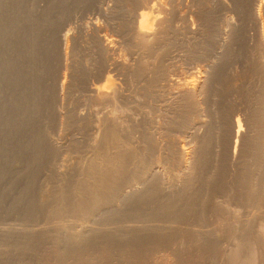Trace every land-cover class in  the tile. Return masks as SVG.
Instances as JSON below:
<instances>
[{
	"label": "bare ground",
	"instance_id": "1",
	"mask_svg": "<svg viewBox=\"0 0 264 264\" xmlns=\"http://www.w3.org/2000/svg\"><path fill=\"white\" fill-rule=\"evenodd\" d=\"M0 1L2 2V0ZM83 1L87 2V0ZM187 1L94 0L93 4L90 5H93L97 12L102 11L103 18L105 17L107 20L113 17V19L120 21L118 23L115 20L116 25H111V32L114 31L117 35H114V37L113 34L115 33L110 34V30L108 31L109 35L106 32L105 25L104 27L98 25V19L96 22L93 20L88 23V32L85 31L82 33L84 29L80 26V28L82 27V31H80L82 33L80 36L82 37L79 35L74 36L80 37V40H78L80 41V46L78 47L81 48L80 50L83 49L86 51L85 54L88 53V56L84 55V57H81L80 55L78 57L75 54L79 59L76 57L73 60L72 57H69L72 56L73 52H71V55H68L66 52L69 49H67V43L70 40L73 43L72 38L68 36L70 28L68 26L71 25H68L69 20L67 22L64 20L65 23L63 25L61 24L60 30H57V27L54 30L55 33H53L49 40L46 39L43 41L40 35L37 34L36 36V32H33L35 34L33 35L32 31L28 30V25H26L24 27L25 29L22 27L23 30L19 31L20 33L18 32L13 43H7L8 47L4 46L5 43L0 45V56L3 59L2 67L4 72L3 76H0V206L5 207L6 211L10 210L14 213L13 210L19 205L16 202L21 199L23 202L24 198H26L27 202L24 204L26 205L27 203V208L29 206L30 210L28 208L27 211L23 212H26V216L28 217L32 216L31 209H34V207L31 206L36 205L35 199H33V193H31L32 188H34V169L39 168V166H48L49 171L53 173L56 181L58 180L59 182L61 180V184H63L59 190L58 188L57 191L55 190L53 199L50 198L53 204H55L54 207H56L52 220L49 218V221H46L48 220L46 216L44 217L46 219L45 221H36L35 223L29 224L25 222L26 224L24 223L22 226L19 223H15V221L0 222L1 241H10L11 239L13 241L10 243L14 245H11L12 247L21 248L22 246L21 249L24 250L26 247L29 249L40 236H45V233L52 232L56 233L55 235H62L63 238L68 236L66 241L65 239L59 241L61 245H64L61 246L59 243L60 247L54 249V251L57 249L59 253L58 258H55V260L57 259V262H55L57 264L65 263L67 257L64 259V256H69L67 254H69L68 249L70 247L72 250L71 248L69 250L75 254L73 257L77 255L76 258H83V255L86 254L84 251L89 249L88 246L92 247L96 240H99V244L103 246L102 249L100 248V251L102 250L103 252V257L100 256L102 261L105 262L104 264H109L113 260H115L114 264H116V259L119 263L121 259H118L119 255L117 256L118 258H114L116 257V254H113L114 250L118 251H114L115 253L119 254L120 252V255L122 254L126 258L128 264H136V262H139L137 264H148V260L146 259L148 256L146 254L152 249L155 250L153 245L157 246L158 244L159 246V243L163 244L166 241L171 243L181 242V244L183 242H187L186 244L194 242L195 244H193L197 246V251L195 250L196 247L192 249L201 258L210 249V244L217 237L218 223L225 221L240 229V231L237 229L233 231L232 235L234 236L236 231L245 232L246 230H252L248 226L254 223L260 216L264 215V140H260L256 144H248L250 146H247L248 149L246 148V157L249 162L245 165L244 171L242 170L244 173L239 172L240 175L238 176L237 182H239L241 192L240 194H236L237 196L235 195L236 192L234 196H229L228 192L226 193L227 195L220 197H216L217 195L212 198L209 197L210 194L217 192L214 189V185L216 184H213L212 181L209 182L210 180L208 182L206 181V183L203 181L205 184L199 182L202 187L207 188L205 190H202V188L193 190V187H191L196 177L201 178L208 173L204 172L200 176H196L195 174H198V168L196 170L194 168L198 166L196 165L192 168V161H196L193 159L194 152L198 148H200L199 157L201 158L205 154H209L206 151H210V145L214 147L213 150L216 152V155L221 154L219 150H217L219 151L217 154L216 149L219 148L222 150L223 148V150L225 149V154L224 151L222 152L224 155L227 154L225 157H227L231 167L234 169L238 167L237 165L240 162L239 155H242L240 154L242 152L241 146L238 143L242 139L243 125L235 114H231L232 118L229 122V127L225 130V132L228 131L225 134L226 136L224 137L223 133L218 129L219 126H217L218 128H214L215 132H213L212 127L221 121L214 124V120L211 123V120L209 121L208 119L211 106H209L210 109L208 110V107H206V97H210V93L208 96L206 94L210 91H208L209 87L207 88L205 85H207L206 81H209L210 77L205 73H209L210 71H204L203 73L205 75L202 73L201 75L203 76L197 77L192 67V71L195 74L190 72V76L184 77L181 73L182 67L177 66L179 63L176 64L178 57L183 59L181 51L186 49V51L190 52L189 49H191L192 45L196 44V40L199 37V31L189 27L188 13L186 12ZM61 2L58 4L60 5ZM105 2L112 3L113 11L109 8V5L107 7L110 10H107V7V9L104 8ZM30 5L33 4L31 3ZM35 5L37 6V2ZM115 9L117 11H114ZM54 10L56 11V7ZM26 11L25 13H27ZM6 12L8 11L6 10ZM22 12L20 13L21 15H23ZM59 13L61 14V12ZM20 14L10 17L7 22L9 24H11L10 20H12V23L13 21L18 22ZM33 15H26L25 22L31 20ZM50 17L53 18L52 16ZM22 19L20 20L22 21ZM77 19L80 20L79 17ZM33 21L36 26L40 25L37 19H33ZM52 22L51 20L49 27L54 26L56 28V25L54 22L52 25ZM87 22L85 21V23ZM75 24L78 25V22H75ZM75 24L71 29H75L76 31L78 26ZM82 25L85 24L83 23ZM1 27L0 39L2 38L4 42L5 39L2 37L1 31L3 30H1ZM85 28L87 29V27ZM80 32L79 34H81ZM71 35L73 36V32ZM54 37H56V43L54 42ZM48 41L49 44L47 45L46 43ZM57 43L59 49H61V45L66 46L62 47L65 48L64 52H61L62 49H58L61 52L58 60L59 68L62 71L69 70L71 72L75 68V78H71L74 83H71L82 93L79 95L80 98L77 95L79 98L78 101L76 100L79 103L78 110L73 108L76 107L75 100H70L71 104L74 102L73 107H70L71 104L66 101L70 96L72 97V95L66 97V93H70L72 90L70 88L71 90L69 91V85L71 84L65 83L64 80L59 83L57 75V83H55L56 81L53 82L54 84L51 83L53 84L51 85V92L50 90L48 91L51 94L48 95L46 87L44 90L46 96L42 93V77L45 76L44 74L48 72L47 70L49 68L46 59L50 58L51 60L55 52L53 49L55 50ZM262 44L264 43L262 42ZM221 45L219 44L218 46L219 51L223 47ZM261 46L264 47L263 45ZM76 49L78 48L76 47ZM70 50L73 51L71 48ZM76 51L74 52L76 53ZM68 53L70 54V52ZM260 56L264 58V49ZM187 57L190 56L187 54ZM54 58H56L55 53ZM2 67L0 70H2ZM58 75L61 74L59 73ZM68 77L71 76H67V79ZM62 79L64 78L62 77ZM215 81L213 82L216 83ZM212 88H209V90H212ZM74 91L77 92L76 89ZM212 92L214 93L215 91ZM74 94L73 96L75 97L73 98L78 99ZM210 95L212 96V94ZM48 96H51L50 100ZM55 102L57 105L56 110L52 112L53 116L48 114L49 117H53V120L51 119L53 122L49 118L47 122L48 124L51 122L50 126L53 124L52 128L46 123V126L48 125L51 130L47 129L45 122H43L44 120L42 122L45 127H41V122L39 121L40 116L38 115L44 108L45 111L47 109V112L49 107L50 110L53 109L52 107H54ZM51 103H53V106ZM218 115L222 114L219 113ZM218 115L216 116L218 117ZM221 119L222 116L220 117ZM45 120L47 121V119ZM211 125L213 126L211 127ZM222 130L224 129L222 128ZM81 143H85L83 146L87 145L90 148L89 150H92L90 152H95V158L92 154L91 157L94 160L90 159V162H93L88 165L91 166H86L89 167L88 171L85 172L86 182L83 181L80 185H76L78 180L75 183L76 188L73 187L74 184L71 185L73 188H70L69 185L64 184L65 182L63 183V179L66 177L65 175L71 171L68 170L69 159L66 156L67 154L71 155L68 153V150L71 149H69L70 146L75 148L73 150H76L78 144ZM69 155L68 157H70ZM212 155H214V152ZM199 157L196 156L195 158ZM218 159L221 160L224 158H221L220 155ZM22 161H25L24 165H26L24 170L21 169ZM69 167L71 168V166ZM199 167L201 166L199 165ZM233 168L232 171L234 173ZM208 175L210 176L211 173H208ZM214 176L215 174L209 178L213 179L212 177ZM20 179H24L25 187L22 186L24 190H21L16 197H12L11 192L19 187ZM205 179H207L206 176ZM226 198L231 201L230 207H235L236 210L224 209L221 199ZM70 212L74 214V217L73 215L71 217L69 214V218L75 219L71 220L73 222H66L64 218ZM69 218L67 219L70 220ZM49 223L51 224L49 225ZM96 232L100 234L95 235ZM14 233H16L15 236H10L14 235ZM56 239L54 240L56 241ZM6 242L9 243L8 241ZM66 245H68L67 250L65 249L66 247L63 248ZM95 245L101 247L97 243ZM158 246L156 248L160 250L159 247L161 245ZM4 247L6 248V245ZM150 247H152L151 250H149ZM174 247V250L177 249L176 245ZM5 248L3 249L5 250ZM189 248L191 249V247ZM18 249L16 248V250ZM161 249L165 250V247H161ZM7 250L9 253L8 247ZM168 250L170 252L171 249ZM238 250L237 248H230L225 255V263L223 264H241L238 261L240 251ZM122 251L125 253L123 254ZM87 252L89 253V251ZM102 252L98 253L101 254ZM91 253L94 254L93 252ZM176 254H170V256L173 255L172 258L174 259L170 264H187L185 261V263L183 262L185 258H180L182 254L179 253L180 256H176ZM252 254L254 257V253ZM87 256L89 255L87 254ZM112 258L113 260L110 261ZM122 260L125 262L124 259ZM122 260L120 262H123ZM81 261L83 260L81 259ZM102 261L99 259V262ZM84 262L88 264L86 260ZM93 262L90 264H93ZM250 263L254 264L255 262L251 261ZM77 264L79 263L77 262ZM80 264L82 263L80 262ZM96 264L98 263L96 262Z\"/></svg>",
	"mask_w": 264,
	"mask_h": 264
},
{
	"label": "rangeland",
	"instance_id": "2",
	"mask_svg": "<svg viewBox=\"0 0 264 264\" xmlns=\"http://www.w3.org/2000/svg\"><path fill=\"white\" fill-rule=\"evenodd\" d=\"M36 2H37V6L35 5ZM60 2H61V0H48V1L47 0H35L33 2H32V0H14V1L13 0H2V2L0 1V3H1L0 4V10L2 9L0 11V15H1L0 18L2 17L0 19V27H1V24H2L1 30H3L4 32L3 31H1V32H2V37L5 39L4 42H3V39L2 38L0 39L1 40L0 41V45H3V43H5L4 46H7L8 44L13 43V40L17 37L18 32L19 31H22L23 29H25L24 27H26V25H28L27 28H28V30H31L32 31V34L33 35H35V34H36V36H37V34L40 35V37H41V39L43 41L46 40V39L49 40V38L52 37L53 33H55L54 30L57 29V27H58L57 30H60L61 26L65 23V21L67 22L69 20L68 25L69 24H71V25L68 26V27H70L69 28L70 33L68 31V36H70V38H72L73 43H72L71 40H70L71 42L69 41L70 42V45H69V42L67 43L66 46H67V49L68 48L69 49L66 52H67L68 55H71V52H73L72 53V56H69V57H72L73 60H74V59H76L77 56L79 57L80 55H81V57H84V55L85 56L86 55L88 56V53L85 54L86 51H84L83 49L80 50L81 48L78 47V46H80V41H78V40H80L79 38L82 37L80 35H82L83 32H85V31L88 32L87 30H88V23L89 22H92L93 20H94V22H96V20L98 19L97 20V23H99L98 25H101L103 27L105 25L106 32L107 33H108L109 30H110L109 31L110 34L114 32V31L111 32L112 31L111 25L112 26L113 25H116L115 24V20L116 19H113V17H112V19L111 18H108L107 20H106L105 17L103 18V13H101L102 11L101 12H97L95 10L96 8L93 5H90V4H93L94 0L93 1L92 0L91 1L90 0H87V2L86 1H83V0H67V1L64 0L59 5L58 3H60ZM15 3H17L18 5L15 4ZM31 3L33 5H30ZM71 3H73V4H71ZM82 3H84V4H82ZM5 4H6V6H5ZM10 4H12V5H10ZM64 4H66V5H64ZM111 4L112 3L105 2L104 3V8L107 9L108 8L107 6L109 5V8L112 10L113 6H111ZM186 5H187L186 12L188 13L187 15H188V19H189L188 20L189 27L190 28H193L194 30L199 31V37H198V40H196V44L195 45H192L191 49H189L190 52H188V51H186V49H184V51H186V52L181 51L182 56H183L182 57L183 59H181V57H178L176 59L178 61L176 62V60H175V62H176V64L179 63L177 65L179 67L181 66L183 68V65H184V68L183 69L180 67L181 70H182L181 71L182 76H184V77L185 76L186 77L187 76H190L191 73H194V72L196 73V74L195 73L194 74L197 75V77L198 76L201 77V76H203L205 74H208L209 75V76L208 75L207 76L210 77V79H209V81L207 80L208 82L206 81V84L207 85H205V87H207V88L208 87L209 88H212L213 87V88H212V90L211 89L209 90V88H208V91H210V92H207L206 96H208V94L210 93V94H212V96L214 95L213 96L214 98L210 94H209V96L211 98L210 97H206V107H208L207 109L208 110L210 109L209 106H211V109H213V110H211V109L209 110L210 113L209 112L208 113L210 114L211 117L208 114V119H209V121L211 120V123H213V120H214V124L217 123V122H219V121H221V122L215 124L214 127H212L214 124L211 125L212 131L214 130L213 132H215V129L214 128H216L217 126H219V128L218 127L217 128L223 133V135L225 137L226 136L225 134L228 133V131L225 132V130L228 129L229 122L231 121L232 115H234V114H235V116L238 117V119L240 120L241 124L243 125V132L241 134L242 135V139L238 143V145L241 146V151H242V152H240V154H242V155H239L240 162L237 165L238 167H236L235 169L233 167H231L230 163L227 160V157H225L227 154L224 155L225 154V149L223 150V148H222V150H220L219 148L216 149V151L219 150L221 152V154L219 153L221 155V158H224V159H221V160L218 159V156H220L218 154L219 151H217V154L218 155H216V152L213 150L214 147L212 145H210L211 146L210 147V151H206V153L208 152L209 154H205V156L203 155L204 156L203 158L199 157L200 156V151H199L200 148H198V150L196 149V151L199 152V153H197L195 151L196 153L194 152V157H193V159L196 160V161H192L193 162L192 163V168L195 167L196 165L198 166V167H195L194 168L195 170L198 168V170H197L198 174H195V175L196 176H198V175L200 176L204 172L205 173H207V172L208 173H211V175L209 176L208 173H207L206 175L202 176L201 178L200 177H196V179H194V181L192 182L191 187H193L192 188L193 190L201 189V188H202V190H205L207 188L206 187L205 188L202 187L201 186V183L203 181L206 183V181L208 182L210 180L209 182L212 181L213 184H216V185H214V187H215L214 189H216L215 191H217V192H214L213 194H210L212 196L209 195V197L212 198V197H215L216 195H217L216 197H218V196L220 197V196H223V195H227L226 193H228V192H229L228 193L229 196L230 195L231 196H234V193L235 192H236L235 195L236 194H240V192H241V190H240L241 188L239 186V182H237V181H238V176L240 175V173H244L243 171L245 169V165L249 162V160L246 157L247 149L250 146L248 144H256L260 140H264V113H263L264 112V71H263L264 70V58H262L260 56L261 52L264 49V47L261 46V45L264 46V44H262V42L264 43V0H188L186 2ZM54 6L56 7V11L54 10L55 9ZM17 7H18V10H17ZM89 7L90 8L92 7V9H90ZM109 8L107 10H110ZM19 9H20V11H19ZM24 9H26L27 11L24 10ZM6 10L8 12H6ZM46 10H48V11H46ZM13 11H15L16 13L13 12ZM25 11L27 13H25ZM29 11H31V12H29ZM114 11H117V9H115ZM21 12H22L23 15L20 14ZM33 12H35V13H33ZM59 12H61V14ZM64 12H65L66 15L64 14ZM17 13L20 14L19 15L18 22H14L13 21V23H12V20H10L12 25L9 24V22H7V21H9V18L10 17H13L14 15L18 16ZM44 13H45V15H44ZM91 13H92V15H91ZM100 13L102 14V16H101ZM29 14L31 16L33 14L34 15H33V17H32L31 20H27L25 22V17H26V15L28 16ZM71 14H73V15H71ZM95 14H96V16H95ZM44 16L45 17L47 16V18H45ZM50 16H52L53 18H51ZM92 16H95V17H92ZM78 17L80 18V20H81V18L84 17L83 20H81L82 23H81V21L79 19H77ZM85 18L86 19L88 18V20H86ZM20 19H22L23 23H22V21ZM33 19L34 20L37 19L39 21L40 25L39 26H36L34 24ZM109 19H111L112 21L109 20ZM42 20H44L46 22H44ZM51 20L56 25V28L54 26L49 27L50 26V23H51ZM84 20L85 21H88V22L85 23ZM48 21H49V23H48ZM102 21H103V23H102ZM109 21H110V23H109ZM53 22H52V25H53ZM72 22H73V24H72ZM75 22L76 23L78 22V25H76ZM116 22L120 23V21H117V20H116ZM83 23L86 26L85 25H82ZM41 24H42L43 27L41 26ZM74 24L76 26H78V28L76 29V31H75V29L74 30L71 29ZM59 25H60V27H59ZM11 26H13V27H11ZM80 26L83 27V29H84L83 31H82V27L80 28ZM107 26L109 28L108 30H107ZM3 27H4V29H3ZM22 27H23V29H22ZM85 27H87V29ZM12 31H13V33H12ZM37 31H38V33H37ZM78 31L79 32L82 31V33L80 32L81 34H79ZM33 32L34 33L36 32V33L34 34ZM72 32H73V36L71 35ZM75 33H77V34H75ZM74 35H76V36L79 35L80 37H76ZM114 35H117V34L115 33V34H113V36ZM9 37H11V38H9ZM73 37H74V39H73ZM260 38H262V39H260ZM55 39H56V37H54V42L56 43ZM219 41H220V43H219ZM76 43L77 44L79 43V45H77ZM46 44L48 45L49 44V41ZM219 44H222L223 45V47L221 45L222 48H220V51L218 50ZM57 45H58V43L56 44L55 50L53 49V51H55L54 53L56 54V58H54V53H53V55L51 57V60H50V58H47L46 59V61H48L46 63H48L47 65H49L48 66L49 68L47 67L48 68V70H47L48 72H46V74H44L45 76L42 77L43 78V80H42V82H43V87H42L43 88V92L42 93H44V95L46 96V94L44 92L45 87H46L47 88L46 91H47L48 95H50L51 93H49L48 91L50 90V92H51V89H52L51 85L54 84L53 82L56 81L55 83H57V79H58V82L59 83H60V81L64 80L65 83H68V84L70 83L71 84V85H69V91L72 89L70 91V93L68 92L69 94L66 93V97H69L70 95H72V97L70 96L72 99L69 97L70 98V99L68 98L69 101H68V99L66 101L68 103L71 102L70 100H72V101L73 100H75V101L77 100L78 101L79 98H80L79 95H81L82 93L80 91H78L77 87L73 84L74 81H72L75 78V74H76V72L74 70L75 68L74 69L72 68L73 69V72H75V73H73V72H71L69 70H67L69 72H67L65 70L62 71V69L59 68L60 67V65H58L59 64V61H58L59 60V55H60L61 52H64V49L65 48H62L64 45H61L60 48L63 50L62 51L61 49H59L57 47ZM66 46H64V47H66ZM73 46H74V48H73ZM76 47L79 50L76 49ZM260 47H261L262 51H261V49H259ZM70 48L73 51H71ZM58 49L61 50V52ZM74 51H76V53ZM68 52H70V54ZM179 52H180V50H179ZM81 53L83 54V56H82ZM3 54H5V53H3ZM73 54H74V57H73ZM187 54L190 57H187ZM78 57H77V59H79ZM191 58H192L193 61L191 60ZM53 59H55V60H53ZM259 60H260V62H259ZM181 61H182L183 64L180 63ZM2 63H3V59L0 56V69L3 66ZM205 68H206V70H204ZM192 69H193L194 72L192 71ZM195 69L197 70V72H196ZM207 70L210 71V72L204 74L203 72L204 71H207ZM58 72L61 75H58L59 74ZM62 72H65V73L67 72L66 73L67 75L65 73H62ZM3 73L4 72H3V67H2V70H0V74H1L0 76L1 77L3 76ZM202 73H203V75H201ZM56 75H57V79H56ZM60 76H62L64 79H62V77L60 78ZM67 76H71V77H68L69 80L67 79ZM211 76L212 77H215L216 78V81H215V78H212ZM58 77L60 78V80H59ZM208 77H207V79H208ZM71 78H73V79H71ZM70 79H71V81H70ZM213 81H215L216 83H214ZM71 82H73V83H71ZM51 83H53V84H51ZM49 87H50V89H48ZM75 89H76L77 92L74 91ZM214 89H217V90H214ZM212 91H215V92L213 93ZM73 94L76 95V98H78V97L79 98L78 99L73 98V97H75V96H73ZM77 95H78V97H77ZM50 98H51V96L48 99L50 100ZM208 98H210L212 101L210 99L207 101ZM49 100H48V102H50ZM77 101L75 102V106L77 108L72 106L74 102H72V104L70 103L71 105L69 104L70 107L72 106L73 108H75V109L78 110V104L79 103H77ZM214 103H216V105L217 104L218 105L216 106V105H214ZM52 104L53 103H51V105ZM56 105H57V103L55 102L54 107H52L53 109H51V110H50V107H49V110L51 111L50 112L48 110L49 113L47 112V109H46V111H45V108L42 109L43 111L40 112V114L38 115V116H40L39 117V121L41 122V127H45L46 126V123L48 122V118L50 120L51 119L53 120V117H51V116H53V113L52 112H54L56 110ZM48 106H49V103H48ZM212 107H214L215 109L212 108ZM216 108H217V110H216ZM220 108H222V109H220ZM79 109H81V108H79ZM214 110H215V112H214ZM218 110H219V112H217ZM222 111H223V113H222ZM213 112L215 114L217 113L216 115H218L219 113L222 114V115H218V117H217ZM46 113H47V115L45 116ZM48 114L51 115L50 116L51 118L48 116ZM221 116H222V119L220 120V117ZM215 117H217L218 119L217 118L215 119ZM45 119H47V121ZM50 120H49V122H50ZM52 120H51V122H53ZM42 121L45 122V126H44V123ZM50 123L49 124L47 123V124L50 126ZM223 123H224L225 126L223 125ZM226 124H227V128H226ZM48 125L46 126L47 129L51 130L53 124L50 126L51 128ZM222 128L224 130H222ZM212 131H210L211 134H213ZM81 144H78L77 147L75 146L76 147V150H73L74 147H71L70 146L69 149L70 148L71 149L68 150V153H70L71 155L67 154V156H66L67 159H69L68 160V170H71V171H69L68 174L65 175L66 177L63 179V183L65 182L64 184H67V186L69 185L70 188H73V187L76 188V185H80V183L83 182V181L86 182L85 181V179H86L85 178V172H87L88 169H89V167H86V166H91V165H88V164H91V162H93V161L90 162V159L91 160H94L93 157L95 155L94 154L95 152L94 151H93L94 153L90 152L92 150H89L90 148H88L87 145L83 146L85 143L84 144L81 143ZM77 148L79 149L78 151H77ZM86 148H88V149H86ZM222 151H224V154H223ZM213 152H214V155L217 156V158H216V156L212 155ZM68 155L70 157H68ZM91 155L93 157H91ZM196 156H198L199 158H195ZM242 157H244L245 159L242 158ZM202 159H204L206 162L204 160H202ZM215 159H216L217 162L215 161ZM199 161L202 162L203 164L200 163ZM196 162H198V163H196ZM22 163L23 164L21 166V169L24 170L26 168V165H24L25 164V161H22ZM194 163H196V164H194ZM199 165L201 167H199ZM203 165L206 168H204ZM69 166H71V168ZM46 168H48V166H45V167L39 166V168L37 167L36 169H34V171H35V173H34L35 176H34V179H33L34 180L33 181L34 188H32V192H31V193H33V196H34L33 199H35V202H36V203L34 202L36 204L35 205L36 208L33 205L31 206V207H34V209H31L32 210L31 215L33 216V214H34V216L33 217L32 216L31 217H28V216H26V212H23V211H27L28 208H29V206L27 208V203H26V205L24 204L25 202H27V199L24 198L23 202H22V199L19 200L20 202L19 201L16 202V204L19 203V205H17V207H15V209L13 210L14 213H12L10 210L6 211L5 210V207L3 208L2 206H0V209H1L0 210V222H5V221L6 222H11V221H15V223H19L22 226V225H24L25 222H27L29 224V223H35L36 221H45L46 219H48L46 221H49V218H50V220H52V216L54 215V213H55L54 211H55V208H56V207H54L55 204H53L52 199H53V196H54L55 192L57 191V188L59 190V188H61V186H63V184H61V180H59V182H58V180L56 181L55 176L53 175V173L49 171V168L48 169H46ZM232 168L234 169V173L232 171ZM44 169H46V170H44ZM203 169H206V170H203ZM40 174H41V176H40ZM44 174H46L47 176L44 175ZM214 174H215V176L212 177L213 179H210L209 177L213 176ZM37 175H38V178H37ZM205 176H206L207 179H205ZM197 179H200V180H197ZM40 180H41V182H40ZM234 181H235V183H234ZM76 182H77V184L75 185ZM199 182H201V183H199ZM231 183H233V184H231ZM71 185H73V187ZM228 185L231 186V187H229ZM22 186L25 187L24 179H22V180L20 179V181H19V187L16 188L15 190H13L11 192V196L12 197L13 196L16 197L19 194V192H21V190H24V188ZM219 188H220V190H219ZM17 189H19V190H17ZM33 189H34V191H33ZM221 192H223V193H221ZM50 198H52V199L50 200ZM73 198L76 199L75 196H73ZM221 202H222V206L224 207V209H226V210H230V209L234 210L235 209V207H230L231 206V201H229L228 198L221 199ZM25 206H26V208H25ZM35 209H37V210H35ZM29 210H30V208H29ZM50 210H51V213H50ZM69 214H70L71 217H72V215L74 217V214L73 213H71V212L68 213V215H66V218H64L66 222H69V221L75 219V218L70 219L69 218ZM50 215H51V217H50ZM1 217H2L3 220L1 219ZM25 217H27V218H25ZM44 217H46V219H44ZM67 218H69L70 220H68ZM22 221H24V222H22ZM53 221H55V220H53ZM71 222H73V221H71ZM51 223H49V225ZM248 227L250 229H252V230H246L245 232H239L240 229L234 227L232 224H230L228 222L222 221V222L218 223L217 224V237L210 244V249L204 254L205 256L203 255L201 258L198 256V254L196 252L197 251V246L194 245L195 244L194 242H192V243L189 242L188 244H190V245H188V244H186L187 242H185V243L183 242L181 244V242H173V243H171L169 241H166V243H163V244L162 243L161 244L159 243V246L161 245V247H163V248L165 247V250L164 249H161V247H159L158 244H157V246L160 248V250L158 248H156L157 247L156 245H153L154 246V249H155V250L152 249L153 251L151 250L152 247H150L149 250H151V251H149L146 254V256H148V258H146V259L148 260V264H162V263L170 264L174 260L172 258L173 255L170 256V254H173L174 253V255H175L176 253L177 254L180 253V254H182V256L180 258H182V259L185 258V259H183V262L185 261L187 264H223V263H225L224 262L225 261V255L228 252V250H230V248L231 249L237 248V249L240 250V251L238 250L239 251L238 261L241 262V264H249L251 261L252 262H255L254 264H264V249H263V246H264V215L263 216H260L254 223L250 224ZM236 229L239 230V231H236L234 233V236H233L232 233ZM13 232H11V233H13ZM55 234L56 233H52V232L51 233H48V234L45 233V236L42 235V236H40L37 239L39 241L36 240L37 243L34 240L35 242L29 247V249H27L28 247H26V249H24V250L21 249L22 246H21V248L20 247H12L14 245L11 244L12 241H13L11 239H10V241L9 240H6L9 243L11 242L10 244L7 243L6 241L3 242V241L0 240L1 241L0 242V247H1L0 248V252H1L0 253V255H1L0 256V258H1L0 259V264H2L3 262H4L3 264H31V263L32 264H43V263L46 264L48 259L49 260H48V263L47 264H51V263L54 264L55 262H57V259L55 260V258H58L57 256L59 255L57 249L55 251H54V249L56 247L57 248L60 247L59 246V243H60L59 241H62L61 239H63V240L65 239V241L68 239L67 238L68 236L66 238L65 237L63 238L62 235L59 236V234H57V235H55ZM96 234H98V232H96L95 235ZM15 235H16V233H14V235H10V236H15ZM57 236H59V237H57ZM58 238H59V240H58ZM54 239H56V241ZM98 241L96 240L95 243H97L98 245H101V244H99ZM56 242H57V244H56ZM2 243H3V245H1ZM38 243L39 244L41 243V244L39 245ZM47 243H48V245H47ZM95 243H94V245L92 247L91 246H88L89 249H87L86 251H84L86 254H84V255L82 254L83 255V258L81 257L80 259H79V257L76 258L77 255L75 257H73V255H75V254L71 251L72 248L70 246L69 247L71 248V250H69L70 248L68 249V245H70L68 243V245L64 246L63 248L66 247L65 249L66 250L68 249L69 254H67V255H69V256H64V259L66 257L68 259L66 258L65 259L66 261L63 260V261H65V263L63 262V264H73V263L74 264H77V262L79 264H80V262L82 264H85L84 261L86 260V262H87V259L92 254L91 252H93L94 254H92L91 258H89V259H91L90 262H89V259H88V262L87 263L90 264V263L93 262V260H94L93 264H96V262L98 264L102 263L103 261H102L101 256L103 257V252H102V250L100 251V248L102 249L103 246L101 245V247L100 246L98 247L97 245H95ZM4 244L6 245V248L4 247L5 246ZM8 244H9V246H7ZM191 244H193V245H191ZM46 245H47V247H46ZM60 245H61V243H60ZM62 245H64V244H62ZM162 245H164V246H162ZM174 245L177 246L176 247L177 249H175L177 251L176 253H175V250H174V248H175ZM94 246L95 247L97 246L96 247L97 249ZM180 246H182V247L180 248ZM2 247L5 248V250H6V253L5 254H4L5 250ZM7 247L9 248V253H8ZM50 247H52V248H50ZM166 247H169V248H166ZM185 247H187L186 248L187 250L185 249ZM189 247H191V249ZM16 248L17 249L20 248L21 250L20 249L16 250ZM93 248L96 249V251H94ZM98 248H99V250H98ZM192 248H195L196 251H194V249H192ZM13 249H14V251H13ZM168 249H171L170 252H169ZM172 249L174 250V252H173ZM180 249H181L182 253H181ZM10 250H11V254H10ZM32 250H33V252H32ZM91 250H93V251H91ZM191 250H192V252H190ZM19 251H21V252H19ZM87 251H89V253H91V254H89ZM114 251L115 252H118L117 250H114ZM114 251H113V254L114 255L116 254V257H114L115 259L119 257L118 259H121V260L124 259L125 260V262L123 260H122L123 262H120L121 261L120 260L119 263H118L117 262L118 260L116 259V264L117 263L118 264H124V263L125 264H128L127 261H126V258H124L122 254L120 255V252L118 254V253H115ZM160 251H163V252H160ZM241 251H243V252H241ZM16 252L17 253L19 252V253L17 254ZM51 252H53V253L51 254ZM62 252H63V254H65L64 251H62ZM98 252L99 253L102 252V253L99 254ZM97 253H98L99 256L100 255L101 256L99 257L97 255ZM124 253L125 252H123V254ZM252 253H254V257H253V254ZM87 254L89 256H87ZM177 254H176V256H180V254L179 255H177ZM3 255H4V257H3ZM85 256H87L88 258L85 257ZM120 256H122V257H120ZM246 257L249 258V259H247ZM53 258H54V261H53ZM92 258H93V260H92ZM245 258H246V260L248 262L245 260ZM81 259L83 261H81ZM99 259L102 262H99ZM1 260H4V261H1ZM50 260H51V262H50ZM112 260H113V258L110 261H112ZM114 261L115 260H113L110 263L114 264L115 263ZM104 263L105 262H103L102 264H104ZM137 263H139V262H136V264ZM55 264H57V263H55ZM250 264H252V263H250Z\"/></svg>",
	"mask_w": 264,
	"mask_h": 264
}]
</instances>
